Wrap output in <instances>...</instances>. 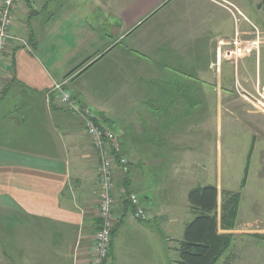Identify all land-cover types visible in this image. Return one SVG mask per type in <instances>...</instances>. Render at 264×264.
Listing matches in <instances>:
<instances>
[{
  "label": "crops",
  "instance_id": "1",
  "mask_svg": "<svg viewBox=\"0 0 264 264\" xmlns=\"http://www.w3.org/2000/svg\"><path fill=\"white\" fill-rule=\"evenodd\" d=\"M14 16L10 35L25 45L12 40L0 70V245L8 264L92 261L99 159L54 92L63 83L116 135L127 161L116 164L118 223L106 264H178L196 218L188 200L195 189L217 188L218 234H236L222 226L224 193L241 195L224 183L233 167L225 114L239 119L240 129L230 125L246 141L252 133L242 156L246 181L252 160V226L263 228L252 236L263 238L264 116L234 90L236 82L251 92L264 86V45L237 65H213L218 41L237 28L244 39L264 36V0H20ZM124 192L140 197L149 221L135 220ZM152 223L167 229L163 244Z\"/></svg>",
  "mask_w": 264,
  "mask_h": 264
},
{
  "label": "built area",
  "instance_id": "2",
  "mask_svg": "<svg viewBox=\"0 0 264 264\" xmlns=\"http://www.w3.org/2000/svg\"><path fill=\"white\" fill-rule=\"evenodd\" d=\"M24 1L29 5H34L37 0ZM19 2L20 0H0V70L4 66L6 52L12 40L25 45L22 39L13 38L10 35V30L15 24L14 13ZM263 45L264 36L258 32H255L253 38L244 39L237 28L232 39L218 41L216 63L213 65V69L220 71L223 62H231L237 65L248 57L258 56ZM64 86L65 83L57 84L54 92L58 93L60 102L65 109L82 122L90 144L97 152L99 159L97 182L99 186L98 218L100 226L93 238L91 264H106L111 252L113 232L118 223L114 196L116 164L125 167L127 161L122 156L116 135L112 131L102 128L93 112L82 107ZM235 93L239 98L249 103L252 108L264 114V86L257 85L255 92H251L236 82ZM124 194L133 207L135 220L147 222L152 218L151 213L142 204L137 194H126V192Z\"/></svg>",
  "mask_w": 264,
  "mask_h": 264
},
{
  "label": "rangeland",
  "instance_id": "3",
  "mask_svg": "<svg viewBox=\"0 0 264 264\" xmlns=\"http://www.w3.org/2000/svg\"><path fill=\"white\" fill-rule=\"evenodd\" d=\"M234 68H232V75L234 76ZM212 73V72H211ZM235 91V90H234ZM237 96V94H236ZM216 102V99H212L211 102ZM250 105V104H249ZM251 106V105H250ZM252 107V106H251ZM213 109L215 107H212ZM255 112L262 114L261 112L257 111L256 109L252 108ZM212 112V110H211ZM264 116V114H262ZM239 119L233 118L227 114L224 117V125H223V143L225 149V156L233 157V161L229 163V167H233L229 171L225 172L226 178L224 183L229 188L235 190L238 193H241L242 199L240 201V211L238 210V216L235 222L234 231H237L233 236V242L231 248L228 250L224 259L219 264H264V235L263 238H256L252 235L258 236L256 232H260L263 228L259 226H252V201L254 199V194L252 192V160L250 162V168L248 172V179L246 181V186L243 187V181L245 179V165H246V157L242 155H246L251 149V142L250 139L252 137V133L247 137V141L244 138L243 133H239V131L234 129H240L237 125ZM235 124L237 127L232 128L230 124ZM209 131L216 132V122L212 119L209 120ZM216 133H214V136ZM247 135V134H246ZM249 139V140H248ZM247 142L248 146H244V143ZM247 149V152L244 151ZM241 161V163H240ZM239 162V163H238ZM227 166V163H226ZM234 173L235 178H228V174ZM173 187L180 191L184 188L183 179L176 178L171 180ZM184 195H175L173 196L174 199H178L183 197ZM258 196V195H257ZM256 196V197H257ZM259 200V198L257 197ZM239 220V224H237ZM154 224H149V227H152L155 232L154 234L159 237V242L163 244V237L168 235L167 229L165 227H156L153 226ZM161 229V230H160ZM261 234V233H260ZM157 237V238H158ZM165 244H169V242L165 241ZM163 247V246H162ZM161 247V249H162ZM93 248V246H92ZM3 248L0 245V264H8L3 258ZM164 259V257H162ZM157 262L160 259H157ZM168 262L167 259H164ZM172 263V260H171Z\"/></svg>",
  "mask_w": 264,
  "mask_h": 264
},
{
  "label": "trees",
  "instance_id": "4",
  "mask_svg": "<svg viewBox=\"0 0 264 264\" xmlns=\"http://www.w3.org/2000/svg\"><path fill=\"white\" fill-rule=\"evenodd\" d=\"M245 183L246 178L243 187ZM223 197L222 226L231 229L235 227L241 196L225 192ZM217 199L218 191L213 186L189 193V204L196 218L185 230L178 264H217L231 248L233 236L218 234Z\"/></svg>",
  "mask_w": 264,
  "mask_h": 264
}]
</instances>
